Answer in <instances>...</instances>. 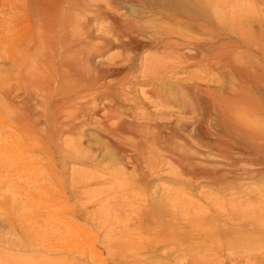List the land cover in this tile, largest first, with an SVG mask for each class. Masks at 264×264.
<instances>
[{"label": "bare ground", "instance_id": "obj_1", "mask_svg": "<svg viewBox=\"0 0 264 264\" xmlns=\"http://www.w3.org/2000/svg\"><path fill=\"white\" fill-rule=\"evenodd\" d=\"M115 4L129 6L134 14L118 12ZM99 20L108 23L94 29ZM124 47L158 54L144 56L140 67L146 94L158 103L157 114L129 94L125 78L115 85L89 78V52L94 56L96 50ZM0 53L17 75L9 78L14 85L7 77L0 79V98L4 91L8 102L2 111L25 135L39 137L59 159L71 152L62 148L61 138L86 129L95 118L107 149L140 168L137 179L126 174L109 178L122 190L139 186L142 196L133 204L125 201L114 214L105 211L101 227L113 231L130 216L116 228L129 239L119 246L129 264H153L147 256H136L143 250L156 255L158 247L174 259L166 264H264V188L244 189L245 182L264 175L260 0H0ZM189 66L205 74L177 78ZM169 78L176 87L171 93L164 87ZM38 92L60 101H47ZM13 98L17 106L10 103ZM74 151L86 153L78 143ZM153 180L191 191L202 186L200 197L216 198H201L196 206L183 197L182 186L152 192Z\"/></svg>", "mask_w": 264, "mask_h": 264}, {"label": "rangeland", "instance_id": "obj_2", "mask_svg": "<svg viewBox=\"0 0 264 264\" xmlns=\"http://www.w3.org/2000/svg\"><path fill=\"white\" fill-rule=\"evenodd\" d=\"M260 3L264 5V0H260ZM114 7L118 12L126 11V14H134V9L132 10V8L124 4H115ZM94 22V29H96L97 25L106 26L108 23L106 20ZM150 23L152 26L160 24V22ZM23 30H25L24 32L26 34H29L31 31L27 25L23 26ZM95 43L99 44V40H96ZM98 51L99 50L95 51V54H97H94V56L93 50L92 53L89 52L90 57L92 54V59L88 54V58L91 60H88L87 62L89 65L92 62V68L89 67V69H92V74H90L93 75L89 78L92 80L96 78L105 79L104 81L106 83L112 82L111 84L113 85L118 84L121 79L125 78L126 85L129 90H131L129 91V94L131 96L134 95L133 97L142 103L143 109L148 112L153 111L152 113L157 114L158 103L155 99L148 97L146 94V86L144 85L145 79L141 77L140 67H142V58L144 56L148 55L150 57L158 58V54L154 51H140L137 53L125 47L124 49L114 48L110 50V52L106 51L107 53ZM119 51L120 53H118ZM11 69L12 67L9 60L0 53V79L5 80L7 77L6 79H8V82L11 81L9 78L16 79L17 75L15 73L11 74L10 71L13 72ZM182 70L183 71L180 72L181 74L179 73L177 78L189 79L190 77L193 78V73L205 74L202 68L198 66L184 67ZM101 71L104 75L101 74ZM11 75L15 77H12ZM101 75L104 77L102 78ZM136 80L137 82H135ZM14 82L15 81L12 82L13 85L16 84ZM174 86L175 81L170 78L167 79L164 84L168 93H171V90L173 91V88H176ZM130 88H133V90ZM39 93L42 92L37 93L38 97L42 96L45 100L48 99L47 101H60V98H57V96L50 99ZM1 95L0 264H129L130 259H128V256L126 257L127 259L123 256V248L121 249V247H124V245L129 242V239L124 235L121 237V233L117 230L119 226H121L119 228H123L124 223L128 221L130 216L128 214L126 215L127 217L123 215L125 222L119 226L116 224L118 227L115 226V230L113 231H110L111 228L109 227H107L108 229H103L101 227L104 217H106L105 211L111 209L110 211L108 210L109 214H114V210H116V208L117 210H120V205L125 203V201L126 203L129 202V204L132 202L133 204L132 200L135 201V199L142 196V191L139 186L135 185L131 188L127 187V189L124 188L122 190L118 184L115 185L116 183L110 181L109 178L111 175L121 176L126 174L132 179H137L141 171L140 168L128 161H120L115 152L107 149L103 143L104 140L98 134L96 128L97 120L95 118L91 120L88 127H85L86 129H78L74 131L73 134H65L61 138L62 148L66 149L68 152L71 150V152L68 153L69 155L64 154L58 159L53 148H44L39 137L25 135L16 122H12V119L6 117L5 112L2 111V107H5L8 102L5 103L4 101V91H1ZM104 101L107 100L103 99L101 103ZM10 103L17 106L18 100L16 101V98H13ZM37 109L38 113L41 114V108ZM164 110L167 112L171 111V109L169 110L168 108H164ZM67 142L69 143L67 144ZM77 143L84 151H86V153H88V155H86L85 152L81 154H76L77 152L75 153L74 147ZM94 151H96V153ZM94 154L95 157L93 156V160H89L90 162L86 160L88 156L90 157ZM58 161L61 162L58 164ZM76 180L80 181V183H76ZM180 186L182 185H173V183L168 182V180H153L151 183V191H160L159 193H162L164 187L178 189ZM244 187V189L254 190V192L263 189L264 175H259L253 180H250L247 183L245 182ZM159 188H161V190ZM179 189L186 194L183 195V197L190 200L196 206L202 204L201 198H216L215 195L211 194L209 197L208 195L206 197H200V193L205 192L202 186H194L192 191L190 188H185V186H182V188ZM52 199L54 202H52ZM226 200H228V198ZM237 201H240V199H237ZM67 204L69 207H66ZM71 208L74 212L71 211ZM80 210L83 211L79 212ZM54 212L56 214H54ZM85 214L86 216H84ZM248 217L249 220L254 219L252 215ZM47 219L50 220L46 221ZM111 220V222L114 223V218ZM97 224H99V226ZM105 231L107 233H105ZM114 232L116 237L112 235ZM60 236L61 238H59ZM65 237L67 239H64ZM114 239H118L119 241L115 242L116 240ZM109 242H111L113 246ZM113 242L117 244L115 245ZM163 251L166 252L164 247H158L156 255H153L154 253L143 250L142 252H139L136 257L140 256L139 258L142 259L143 256H147L145 258H147L148 261H155L153 264H166L171 261L173 262L174 259H167L165 256L166 254H163Z\"/></svg>", "mask_w": 264, "mask_h": 264}]
</instances>
